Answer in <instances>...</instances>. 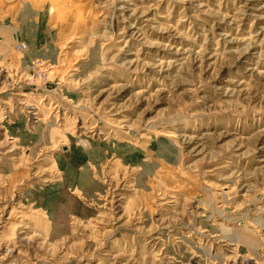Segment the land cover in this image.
<instances>
[{"label":"rangeland","instance_id":"obj_1","mask_svg":"<svg viewBox=\"0 0 264 264\" xmlns=\"http://www.w3.org/2000/svg\"><path fill=\"white\" fill-rule=\"evenodd\" d=\"M0 264H264V0H0Z\"/></svg>","mask_w":264,"mask_h":264}]
</instances>
